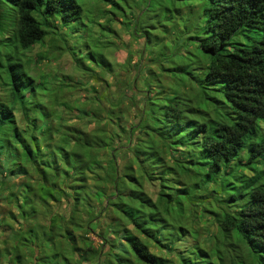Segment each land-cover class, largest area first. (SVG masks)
<instances>
[{
    "label": "trees",
    "instance_id": "obj_1",
    "mask_svg": "<svg viewBox=\"0 0 264 264\" xmlns=\"http://www.w3.org/2000/svg\"><path fill=\"white\" fill-rule=\"evenodd\" d=\"M198 1L200 20L189 10L171 20L173 40L192 50L161 42L141 80L138 57L127 52L117 73L107 58L112 20L96 29L94 53L69 51L62 32L81 16L77 0H0V264H264V0ZM63 53L79 77L47 66ZM103 74L121 96L109 97ZM164 75L175 83L164 88ZM88 79L104 86L81 98ZM138 87L136 109L126 92ZM167 147L183 157L165 158ZM88 181L117 217L97 231ZM197 209L207 220L215 209L211 245L181 248Z\"/></svg>",
    "mask_w": 264,
    "mask_h": 264
},
{
    "label": "rangeland",
    "instance_id": "obj_2",
    "mask_svg": "<svg viewBox=\"0 0 264 264\" xmlns=\"http://www.w3.org/2000/svg\"><path fill=\"white\" fill-rule=\"evenodd\" d=\"M80 7H81V16L79 19H76L72 22H68V30L65 32H62L64 36H67L68 43L66 44L67 46H71L69 48V51L71 52H78V50L83 46H88L91 48L92 52L96 51L95 45L92 44L91 40H94L95 42H98L96 40L101 39L99 37V34L97 32L95 33L96 29L100 25H104L105 20H112L109 22V27L116 32L115 36H111V41L113 42V45L111 47H108L107 51V58L112 61L113 63V70L114 71H120L118 69L119 65L124 64V58L126 56L127 52H130L132 54V58L136 60V57H138V70L136 71V76H138V79H143L146 74L150 73V70L148 67L150 66L151 69L157 70L156 66L157 64L155 63H150V59H153L152 56H150V52L155 51L157 49L158 45L162 44L161 42L168 43L170 46H175L174 49L176 48H181L182 46L177 43V40H173L177 36V30L176 26L171 22L173 18L179 14L182 18H186V14L190 15V20H193L195 22L196 20H200L201 18V11L199 12L198 10L193 13L192 8L199 7V1L198 0H192L191 2L189 1L190 5L188 7H184L179 4V1H174V3L171 2V0H77ZM189 10V12H187ZM199 12V13H198ZM118 20H124V22H129L133 20L134 26L129 25L128 28L131 31V35H128V32L125 30L126 28L121 27V25L118 24ZM77 23V24H75ZM142 24V28H141ZM118 25L120 26V29L118 28ZM62 28V27H61ZM60 29V27L58 28ZM140 29H143V31H140ZM60 31V30H59ZM72 33H71V32ZM92 31L94 33H92ZM104 34V32H103ZM102 34V35H103ZM101 35V36H102ZM103 39V38H102ZM71 43V44H70ZM46 44V43H45ZM44 44V45H45ZM177 44V45H175ZM166 46H169L167 44H164ZM46 47H35L33 49V52H43V50ZM183 48V47H182ZM193 44H189L186 47L183 48V50H192ZM173 49V52L175 51ZM162 52L165 54H168L167 52H170L167 47L162 49ZM53 53V52H52ZM53 55H55L53 53ZM202 56V55H201ZM204 57V56H203ZM201 58V57H200ZM132 59V60H134ZM87 61V58L84 59V62ZM88 63L89 66L90 62ZM51 70L56 69L55 71L62 72L64 74H67L66 78L71 76L79 77V72L76 71L71 64L70 58L63 53L57 63L55 64V61L52 60L51 62L48 63ZM165 64V63H164ZM201 64L203 65V61H198L196 65L194 66L196 70H194V74L196 71L200 72V67ZM56 67V68H55ZM95 71L97 72V69L95 68ZM90 73V71H87ZM155 72V71H152ZM176 71H170V74L176 75ZM98 74H100L98 72ZM49 77V76H48ZM108 84L105 87L103 82L98 83L96 80H87V86L84 88V91H80L77 88L73 89V93L78 92V96L81 98L84 95H88L93 86V88H98L102 90V86H104L105 89H107L109 97H117L121 96V93L114 92V85L112 84L113 79L110 78V75L108 74H103L102 76ZM161 76H159L160 78ZM48 80V79H46ZM81 80L85 81L86 77L82 78ZM156 80V79H155ZM49 81V80H48ZM175 83V80L173 78H169V76L164 75L163 79L161 81V84L164 85V88H166L168 83ZM139 86L140 83H139ZM92 88V89H93ZM142 87H138V89L134 90V93L131 91L126 92L128 96H133V99L135 100L136 104V109L140 108V103L142 100V97L144 93L141 91ZM153 90H151L152 92ZM101 92V91H100ZM113 92V93H111ZM80 93V95H79ZM125 99V98H124ZM154 104H159L161 101L159 96H155L153 98ZM160 100V101H159ZM125 104V103H124ZM127 109H129L127 107ZM124 113V111H123ZM128 113H131V110H128L125 112L126 115ZM130 118V115H129ZM131 119H128L126 121H129ZM78 125L82 129H86L90 126V123L85 120L82 122L78 123ZM172 147H167V151L165 154V158L167 157H183L182 154V147L179 148H173ZM172 154V155H170ZM120 156V155H119ZM123 156H121L120 161L123 160ZM164 158V159H165ZM244 157L241 158L243 161ZM119 157L117 158V160ZM262 166V165H261ZM260 168V164H252V165H245L242 166L239 170H241L242 174L245 175H251L255 169ZM17 180L14 179V182ZM149 189V186H146ZM209 188V187H208ZM87 197L84 198L86 199V206L89 209V214L92 211L94 215L96 212L101 211V219L98 221V223L94 224L93 222H89V226L91 230L97 231L100 229L101 226L104 224L108 223L110 218L115 221L117 219L116 216H112L110 213V210L108 207L104 206L105 205V199L104 198H98L97 196L90 197L92 194V189H91V182H87ZM205 196L210 195L213 196L212 192L209 194L204 193ZM86 196V195H85ZM62 205L60 208L63 207L64 203L63 201L61 202ZM205 205V204H204ZM187 207V206H186ZM208 206L205 205V208ZM187 208H191V206H188ZM132 209V208H131ZM201 209V208H200ZM200 209H197L196 213H190L189 215L185 216L186 218V228L189 229L190 231V236H188V239H184L183 244L180 246L181 248H185L190 246L192 242H195L201 247L205 246H210L211 245V238H212V233L215 230L216 225L219 223L218 218L215 217V209H214V217H210L209 220L206 219L204 216H199L201 214ZM212 210V208H210ZM95 211V212H94ZM134 212V211H133ZM108 215L109 217H105V215ZM173 222L170 224L172 225ZM90 238L94 241L95 244H98V238L94 234L89 235ZM110 236V235H109ZM112 237V236H111ZM115 238V237H114ZM110 238L108 237V240ZM116 239V238H115ZM152 251L155 253L157 252V248L152 247ZM163 256H166L164 252H162Z\"/></svg>",
    "mask_w": 264,
    "mask_h": 264
},
{
    "label": "crops",
    "instance_id": "obj_3",
    "mask_svg": "<svg viewBox=\"0 0 264 264\" xmlns=\"http://www.w3.org/2000/svg\"><path fill=\"white\" fill-rule=\"evenodd\" d=\"M118 24H119V22H118ZM120 25V24H119ZM118 25V28L120 29V26ZM132 59H134V57L132 58ZM135 61V59L134 60H131V62H134ZM112 62V61H111ZM113 64V63H112ZM114 72H118L117 70L116 71H114Z\"/></svg>",
    "mask_w": 264,
    "mask_h": 264
}]
</instances>
